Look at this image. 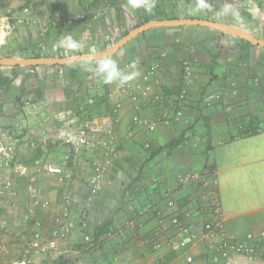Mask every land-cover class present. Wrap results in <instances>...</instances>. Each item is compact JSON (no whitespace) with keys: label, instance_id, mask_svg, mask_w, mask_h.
<instances>
[{"label":"rangeland","instance_id":"obj_1","mask_svg":"<svg viewBox=\"0 0 264 264\" xmlns=\"http://www.w3.org/2000/svg\"><path fill=\"white\" fill-rule=\"evenodd\" d=\"M125 2L126 0H23L19 7L25 4H33L35 15L41 21H45V25L42 27L37 25L32 28L27 26L17 29L16 34L18 36H13L16 38L13 39L11 37L0 44V59H30L34 56L43 58H66L105 52L131 32L138 23L145 20H211L219 23H228L241 29L245 33L264 40V20L260 21L259 17H249L250 14L247 12H245V15L248 20L243 18L241 20H230L229 22H226L224 18L225 12L215 10L214 15L197 13L195 15L196 17L190 15L181 16L184 14L181 10L180 12L177 10L178 12L166 14L164 12L159 13L158 11L163 4L167 3L161 0V2H156V7L150 14L145 13L143 10L137 11V22H129L127 15L131 13L124 6ZM250 2L264 11V0H241L239 5H242L244 8ZM80 14L88 15L93 19L97 17L103 19L109 17L111 19L115 15L117 16L118 24L113 22L111 26H107V32L114 33H112L113 35L107 34L104 43L93 42L91 44L88 40H84L81 43H70L66 39L64 45H61V32H64L68 26L74 24L77 18L76 16H80ZM199 31H207L208 33L214 34L203 35V33L199 34ZM208 35L213 37V39L208 37ZM223 35L225 34L218 30L203 26H191L190 29L186 27H161L150 29L135 38V40L138 39L136 43H134V40L127 44L131 48L135 46L134 49L136 51L138 48L145 55L149 54L150 51L154 52V61L157 62L159 60L157 63L163 65L162 72H168L171 68V70H174L172 71L174 73H179L182 60L185 59L178 54V49L182 46L181 43H195L196 41L197 45H195L201 50L210 51V47L219 49L211 50L210 54L208 53L207 55L203 53L205 57L202 58L199 57L200 52L196 51L195 48L192 55L199 60H206L208 64L206 67H203L205 71H198L197 67L194 68L199 80L194 86H197V96L193 97L192 104L189 105L191 109H188L187 105H185L183 107L182 117L179 120L171 122L169 125L158 124L159 118L162 117V108H158L159 113L156 115L154 113L153 117L141 114L139 111L133 109L134 106L131 101L118 94L116 84H112L113 88H111L112 85L103 84L98 75L89 71H86L88 77H85L87 79L81 81L76 75L78 71L74 68L79 64L77 63L59 66L63 69H68L67 73L69 77L72 79V82L74 80L76 83L74 87L67 89V86H62V83H59V87L57 84L55 85L59 91L63 87L65 88L59 93L60 97L55 98L58 100L55 108L63 105L64 107L60 106V108L62 110L64 108L66 110L65 112H70L69 118L62 119L58 113H52L45 119L46 122L49 121L52 124L49 125L48 123L44 125L41 129L43 131L39 132L40 128L38 130L26 125L27 116L18 119L15 114L19 111L24 112L25 108L30 107L33 108V110L30 108L33 113L35 109L37 99L29 95L31 93L25 95V99L15 95V89L18 87L19 77L22 71L33 68L30 66L1 67L6 70L2 71L3 73L0 71V76L5 75L0 78V111L9 118V122H5L6 124H14L15 119H17V126L25 125L20 146L28 145L27 149L30 151V154L32 152H42L41 156H46L47 160L48 158L53 160L52 157L55 153L50 151V146L57 144L59 147L67 148V145L63 142L64 136L62 135L64 133L76 134L78 127L87 119L100 120L103 125V131L111 133L113 141H115L114 144L116 145L115 153L118 154V158L113 162L112 167L107 169L103 189L89 209L90 221L94 227L99 230L104 224L110 223L109 231L111 235L104 234L101 241L99 239L92 246V249L90 248L91 250H86L80 257H77L73 252H76L79 246L81 247L83 245H79V237L76 234L74 236L75 240L69 239L64 244H61L59 252L48 254L45 260L46 264H58L61 257H65L69 261V264H113L116 258H119L121 262L127 264H189L185 259L187 254L194 255L195 260L192 264H214L208 260L209 252L206 251L202 244L186 251H173L169 245L173 242L176 229L173 228L171 222L177 212H168L163 215L164 211L162 213L159 207L157 211V209H154V206L165 201H168V205L170 201H173L175 205L177 198L189 195L188 197L191 198L190 202L192 204L188 209L189 212L194 216H204L206 218V209H208L206 205H208L210 200L212 201L214 199V196L218 198L219 195L216 185L217 182L212 178L213 172H209V168L213 169V167L210 159L206 157L208 154L206 149L210 143L208 142V130L205 126H209L211 129V141H221L219 137L220 133H227L224 126L222 127V129H225L223 132L221 130L219 133L214 130L215 126L221 123L211 121L214 114L211 111L218 112L220 110L219 104L221 103L226 104L229 101L231 104L241 103L239 101V94L241 95L244 90L253 89L261 91L263 93L262 97L264 96V80L262 79L264 78V48L251 42H249L251 43L250 45L245 44L241 39L229 34L225 36L227 37L225 40ZM195 37L197 40H195ZM231 40L233 42L230 44ZM205 43L209 44L206 45ZM71 44H75L76 47H69ZM241 45H247L248 49L250 47L252 49L251 53H249L250 50L248 49L240 48ZM120 51L111 56V58L117 60L121 68L128 70L129 68L127 69L126 65L133 58H125V55H123V61H120L119 57L122 56ZM164 54L165 56H162ZM162 57L165 58L161 59ZM187 57L190 60L189 55ZM138 60L139 64L137 68L142 74L137 80H141L146 69L152 63H147L145 60L140 59V57ZM228 60H230V63L227 62ZM96 62L93 61L94 65ZM45 67L48 66L45 65ZM223 78L225 79L222 80ZM220 81L221 83L219 84ZM163 82L162 86L156 85V87H160L158 92L161 90L165 91V88L168 87ZM163 86L166 87L163 88ZM33 87V89H36L35 85ZM37 91L40 92L41 90L39 89ZM205 91L207 93H214V95L218 92H222V94L218 96L217 101L213 100V98L211 99L209 95L203 99L201 93L203 95L207 94ZM9 93H13L12 101L8 100ZM155 93L156 91H152L153 95ZM38 96L41 98V93ZM117 96L119 100L115 102V97ZM231 96L238 97L232 98ZM198 97H201V101L205 100L206 106L203 107V110L208 111L209 116H204L205 112L203 113V110L201 111ZM226 97L229 98L226 99ZM126 100L132 104L133 114L131 112H124L123 104L124 101L126 104ZM147 101L145 103H148ZM259 103V101H255L253 106L255 108L257 106V109H259ZM118 105H121V109L119 110ZM125 115H128V117L126 118ZM136 115L147 120H155L157 125L147 129L140 128L133 120ZM241 116L243 117L244 115L241 113ZM13 119L15 121H12ZM126 119H128L127 127ZM251 119L252 121L250 123L254 125L258 121L257 116H253ZM224 120L232 122L231 129L236 133L234 138H242V134L245 133L244 122L248 121L247 118L240 119L243 124L242 127L239 118L235 119L233 115H227V118L225 117ZM2 123L1 121L0 126H4L5 123ZM193 125L195 126L193 131L194 135H192V131L188 130ZM10 127L14 126L10 125ZM120 128H123L122 130L126 129L124 130L125 133L123 131L120 135L122 131ZM213 131L214 136H216L214 139ZM37 132L40 134L38 135ZM183 133L185 142L178 146L172 145L171 141H176ZM28 134H36L39 138L38 141H28ZM103 138L105 139L104 135ZM127 141H130L137 149L135 151L134 148L131 150L127 145ZM69 149V147L68 149L61 148V154H64V156L70 155V151L75 154L72 149ZM121 149L124 151V155L120 157L119 152ZM156 151H158V154L154 158H151V155ZM80 156L83 157L86 166L87 163L90 164L88 167H90L91 171V163L85 160L84 154ZM94 157L96 161L100 162L99 156L89 155L90 159ZM204 164L208 167L205 168ZM197 175L198 178H194ZM74 180H78L82 184L78 188L79 192L76 198L77 206L83 207L85 206V200L89 192V186L85 185L88 184L87 176H75ZM126 197H128V203H126ZM16 201L13 202L17 204ZM154 201L157 203L152 204ZM10 202V205H13L12 201ZM129 203H131L130 207L128 206ZM151 217L159 219L158 223L155 224L156 226L150 227L149 222ZM224 221L226 229L228 230L225 218ZM11 229L12 227L10 226L9 233L6 235L7 237L12 233ZM155 242L161 245L160 249H154L152 247ZM12 243H14L13 240ZM64 248H69L72 251L71 254L62 256L61 251ZM10 254H12V251H10ZM232 261V259L227 262L219 261L218 264H264L262 261L246 262L247 260L243 261L241 259H238L235 263H232Z\"/></svg>","mask_w":264,"mask_h":264},{"label":"built area","instance_id":"obj_2","mask_svg":"<svg viewBox=\"0 0 264 264\" xmlns=\"http://www.w3.org/2000/svg\"><path fill=\"white\" fill-rule=\"evenodd\" d=\"M218 1L220 0H201L204 6L201 7V11L204 14L214 15L215 12L205 3L215 4ZM226 1L230 3V8L225 15V18L229 21L241 20L245 12L254 18L259 17L260 21L264 20V11L257 5L250 2L243 8L242 5H239L241 0ZM177 2V10L180 12L179 6L182 5V2H185V6L188 7L189 4L194 3V0H177ZM37 25L42 27L45 25V21H41L35 15L33 4H25L19 7L16 12L11 11L0 15V44L15 36L17 29L27 26L32 28ZM190 46L189 44L185 45L193 53L195 48ZM133 61L136 62V65L139 64L138 60H132L126 65L127 69ZM192 63L188 59L182 60L181 78L183 87L179 94L172 95L170 90L164 91V93L156 92L154 95L152 94V91H155L153 90L154 85L162 86V82L158 78L159 63L150 65L141 80L133 81L124 87L117 85V92L120 96L128 98L137 111L146 100L150 105L160 106L163 111L158 124L169 125L182 117L183 107L188 104L189 89L195 85L199 78ZM121 105L117 106L118 110L121 109ZM22 117L24 118V115L20 116L21 119ZM133 120L135 124L143 129L157 125L155 120H147L139 115L134 116ZM24 127L25 125H18L16 128L0 126V216L6 202L10 200L12 204L16 205L13 201L20 198V194H25L29 198V203H31L30 213L35 216V229L25 231L20 238L21 241L4 242L10 226L6 222L7 220H2L0 223V264H35L33 260L35 253H42L47 256L59 252L61 244L69 239L75 240L74 236L76 234L79 237V245L82 244L83 246L82 249H78L74 253L77 257H80L82 253L90 248L92 249V246L95 245L97 229L90 221L89 209L103 189L107 169L111 168L113 162L118 158V154L115 153L116 145L113 136L108 131H103V125L98 119L83 121L76 134L64 133L62 135L64 136L63 142L74 153L85 152L90 154L89 152L95 150L94 155L100 158V162L96 161L95 157L89 160L91 163V171L87 180L89 192L85 200V206L82 207L77 206L76 195L79 191L75 184L73 169L69 165L70 155H67L57 165L48 163L46 156L28 161L20 159L18 151L22 141L21 137L24 134ZM244 127L245 132H248L249 135L261 132L258 125L248 123L244 124ZM46 152L48 151L46 150ZM44 158L46 159L44 160ZM41 166H43L46 174L57 178L62 191L60 212L52 219L48 234H44V224L38 217L43 202L36 175L41 171ZM194 178H198V175ZM24 181L27 182L22 191L21 187ZM127 198L126 203H128ZM130 205L131 203L128 206L130 207ZM169 206H174L173 201L169 202ZM206 206L208 208L206 218L204 216H194L191 212L173 216L171 225L176 229V232L173 242L169 245L173 251H186L202 244L209 252L208 260L214 264H218L219 261L227 262L235 257H241L252 262H264V228L259 231L247 232L242 236L229 233L225 226L221 204L217 196H214V199L210 200ZM107 235H111V232L109 231ZM19 242L23 243L22 249L16 250V253L10 256L11 247L18 245ZM152 247L160 249L161 245L155 242ZM185 259L187 263L192 264L195 257L192 254H187ZM113 264L127 263L116 258Z\"/></svg>","mask_w":264,"mask_h":264},{"label":"crops","instance_id":"obj_3","mask_svg":"<svg viewBox=\"0 0 264 264\" xmlns=\"http://www.w3.org/2000/svg\"><path fill=\"white\" fill-rule=\"evenodd\" d=\"M22 1L23 0H0V15H2L3 13L11 12V11L16 12ZM164 1L165 3L166 2L167 3L163 4L161 7L159 6L160 7V10H158L159 13L164 12L166 14H169L172 12L173 13L178 12L177 11L178 6L176 4L178 3L177 0L176 1L175 0H169V1L164 0ZM205 5H207L208 7L210 6L213 11L215 10L218 12H226L230 8V4L226 0H220L217 3L210 4V5L205 3ZM202 6L203 4L201 2V7ZM179 9L184 13L182 14L181 12L182 14L181 16L189 15L186 12L187 6H185V2H182V5L179 6ZM127 10L130 11L131 13L127 15L129 19L128 21L137 22L136 18L138 17V12L132 11L130 9H127ZM196 14H191L190 16L196 17L195 16ZM198 14H204V13L200 11ZM250 16L252 15H249V17ZM76 17L77 18L75 19L74 24H72L71 26H68L64 32H61V39H65V40L67 39L70 43L71 42L81 43L84 40H88L89 43L91 44L93 42H97V43L103 42L104 43V41L107 38L106 37L107 34L113 35L112 33H114V32L110 33L109 31L107 32V29H108L107 26H111L113 22L118 24V19H117V16L115 15L112 16L111 19L109 17H106L105 19L97 17L96 19H93L90 16L83 15V14H80V16H76ZM243 18L248 20L245 13H243L242 19ZM185 27L189 29L191 28V26H185ZM21 31L23 30L21 29ZM202 33L203 35L214 34V33H208L207 31H199V34H202ZM158 34H164V33H158ZM15 36L17 37L18 34H15ZM223 36L226 40L227 37L225 36H227V34ZM16 37H13V39ZM208 37L210 36L208 35ZM210 38L213 39V37H210ZM137 40L138 39H136L134 43H136ZM195 40H197L196 37H195ZM232 42L233 41H230V44ZM185 43L191 46L194 45L193 47L196 48V51H199L200 53H202L200 54L198 52L199 57H202V58L205 57L203 53L207 55L208 53L210 54L211 50H214V49L219 50L217 48H211V47H210V51L201 50L196 46L197 45L196 41L195 43H190V42H185ZM100 46H102V44H100ZM241 47L244 49H248L247 45H241L240 48ZM134 48H131L129 47V45H127V47H125L123 50L120 51V53H122V56L119 57V60L123 61L122 60L123 55H125V58L138 59L140 57V59H144L145 62L147 63H150V62L152 64L156 63V61H154L155 60L154 52L150 51L149 54L145 55V53L144 54L141 53V51L138 48H137V51ZM248 50H250L249 53H251L252 49H250V47ZM178 52H179L178 53L179 56H183L185 59H188L187 56L189 55L191 62H193L192 64L194 65V67L198 68V71H205L203 70L204 69L203 67L207 66L208 64L206 63L207 61L199 60L197 57L193 56L192 51H190L189 47H185V44H183L180 47V49H178ZM162 56H165V54ZM164 58L165 57H162L161 59H164ZM157 59H158V56H157ZM158 61L159 60H157V62ZM227 62L230 63V60H228ZM91 66H94L93 62L79 63L78 65L74 67L78 71L76 75L81 81L83 79L85 80L87 79L88 76L86 75V68L91 67ZM32 68L33 69L29 68V69H25V71L24 70L22 71V74L19 77L20 80L18 83V87L15 89L16 90L15 95L21 96L23 99H25V95H28V93H31L29 95L37 99V103L35 102L36 103L35 109L33 111V113L34 112L36 113L33 115L32 113L33 108L30 107L32 110L30 108H25L24 112L19 111L18 112L19 114L18 113H15V114L18 119H21L19 116L20 114L24 115V117L27 116L26 125L32 128L34 127V129H38V130L40 128L39 132H41L43 131L41 130L42 127L49 123V121L46 122L45 120L46 117L48 115H51L52 113L53 114L58 113L62 119L69 118L70 112L69 111L65 112L66 110H64V108L63 110L60 108V106L64 107L63 105H60V106L58 105L59 107L55 108L56 102H58V100L55 98H59L60 97L59 93L65 89L63 87V89L59 91L58 89H56L55 85L57 84V86L59 87L60 86L59 83H62V86L65 85V87L67 86V89H69L70 87H74L76 83L74 80L72 82V79L69 77L67 73L68 71L67 68L63 69L61 67H49V66L48 67L38 66V67H32ZM4 70L6 69H2L0 67L1 72ZM162 71H163V65H161V68L159 70V77H158L161 80V82L164 81L163 83H165V85L168 86V87L165 86L166 88L168 89L172 88L174 92H178L180 79H181L180 71L179 73H174L172 72L174 70L173 69L171 70V68H170L171 73L170 71H168L169 73L162 72ZM263 71H264V68H263ZM3 76L5 75L3 74L2 76H0V78H2ZM224 79L225 78H223L222 80ZM262 79L264 80V78ZM220 83L221 81L219 82V84ZM34 85L36 86V89H33ZM111 88H113V85L111 86ZM196 88L197 86L190 89V92L192 91L193 92L192 93L189 92V98H188V104H187L188 109H191L189 105L192 104V101L194 99L193 97L197 96ZM39 89L41 90L40 92L37 91ZM159 89L160 87H156V85H154V90L156 92H158ZM56 90L59 92H57ZM116 91H117V85H116ZM159 92L164 93L163 90ZM40 93L42 95L41 98L38 96V94ZM9 94L10 95H9L8 100L12 101L13 93H9ZM201 94H202L203 99L208 97V95L211 96L210 98L212 99V98L217 97L218 95H221L222 92H218L215 95L214 93H207L204 95L203 93ZM262 95L263 93L261 91H256L253 89L244 90L242 91L241 95L239 94L240 96L239 101H241V103L231 104L230 101L226 104L221 103L219 104L220 110L218 112L211 111V112H214L213 119H211V121L212 122L217 121L221 123V124L216 125L214 130H216L219 133L221 130L223 132V130L225 129H222V127L224 126L227 130V133L226 134L220 133L219 137L221 141H210L211 148L208 154L206 155V157L210 159L211 165L213 167L212 178L215 179L217 182L216 185H217V190H218V195H219L218 199L221 204L223 217L226 220L228 231L229 233H233V234L240 235V236L245 235L247 232L259 231L264 228V96L262 97ZM237 97L238 96H234L232 98H237ZM115 98H116L115 102L119 100L118 96ZM198 98H199V105L202 111L203 107L206 106L205 100L201 101V97H198ZM227 98L229 97H226V99ZM8 100L6 99V101ZM255 101L260 102L259 103L260 105L258 104L260 106L259 109H257V106L256 108L253 106V103ZM132 108L133 106L128 100H126V104L124 101V104H123L124 112L126 113L131 112L133 114L134 108L133 109ZM158 108H161V107L155 106V105H149L148 103L143 102L140 105L138 111L141 114H146L148 116L153 117L154 113L155 115L159 113V111L157 110ZM217 110H218V107H217ZM202 112L207 113V114L204 113V116L210 115L208 111L203 110ZM1 113L2 112L0 111V114ZM241 113L244 116L246 114L249 116L247 118L248 121H250V117L257 116L258 121H256V124L261 127V130L262 129L263 130L259 132L257 135L247 136L245 138H234L236 133H234L235 131L231 129L232 128L231 126L233 125L232 122L231 121L227 122L224 119L225 117L227 118V115L229 116L233 115L235 116V119L242 117ZM125 116L126 118L128 117V115H125ZM13 117H14V114H13ZM0 118L3 123L7 121L9 122V118L7 117V115H3V113L1 114ZM230 118L232 119V117ZM15 120L14 119L12 120V121H15L14 124L5 123L4 126L13 125L14 128H16L17 126L16 122H18V120L17 119ZM51 124L52 123H49V125ZM228 124L230 125L228 126ZM127 125H128V119H126V127ZM122 129L123 128H120V130ZM124 130L120 132V135ZM39 132H37L38 135L40 134ZM117 135H118V132H117ZM215 137L216 136H214V131H213V139ZM27 139L28 141H38L39 138L37 137L36 134H31V135L28 134ZM24 142L26 143L25 140ZM122 142H125V141H122ZM127 145L129 146L131 150H133V148H134V151L135 149H137L131 144L130 141H127ZM19 148H20L19 157L22 161H28L34 158H43V156H41L42 152H32L30 154V151H28L27 149L28 145H21ZM61 148L68 149L66 147H59L57 146V144L55 145L52 144L49 149L50 151L55 153L54 156L52 157L53 160H50V158H48V160L44 158V160L46 159L49 162L54 161L50 164H55V165L61 163L63 159L67 157V155L64 156V154H61ZM89 153L90 154L82 152V153L73 154L70 151L71 158H70V163H69L70 167L73 169L75 176H79V175H81V177L87 176V180L90 175V167H88L89 163H87V166H86V162L83 160V157H81L80 155L84 154L85 160H87L88 162L90 160L89 155L94 156L96 152L95 150H93L92 152H89ZM119 153H120L119 154L120 157L124 155V151L122 149L120 150ZM36 178L38 182V187L42 193L41 198L43 202V207L41 208L40 215H38V217L42 220L44 224V228H43L44 234H48L51 228L52 219L60 212V202H61V192L62 191L58 184L57 178L53 175L46 174L45 171L43 170V166H41V171L37 173ZM75 181H76L75 184H76L77 189L80 188L79 186H81L82 184L78 180H75ZM26 182L27 181H24L22 183L23 184V186L21 187L22 191L24 189V185ZM85 185H88V184H85ZM20 196L21 197L18 198L16 201L17 202L16 205L14 204L10 205L11 202L9 200L8 202L5 203L3 207V210L0 216V223L2 220L5 219L7 220L6 222L8 223V225L12 227L11 229L12 231L10 230L12 233L8 237L4 238V242H9V241L12 242V240L14 242L16 240L21 241L20 238L22 237L25 231H31L35 229L34 227L35 216L30 213L31 203H29V198L25 194H20ZM188 196L189 195H185L184 197L177 198L175 205L172 207H169L167 203L168 201L158 204L157 206L156 205L155 206L153 205V206H154V209H157V211H158V207L162 211V213L164 211L163 215H165L168 212H174V211H176L177 214L185 213L188 211L189 207L192 205L190 202L191 198ZM156 203L157 202L154 201L152 204H156ZM158 213L160 214V212ZM156 219L157 218H152V217L150 218V222H149L150 227H153L156 223H158L159 219L157 220ZM22 247H23V243H20V242L18 245L12 246L11 247L12 254H10V256H13L16 253V250H20L22 249ZM71 252L72 251L69 248H64L62 249L61 254L63 256V255L71 254ZM61 258L65 259V257H61ZM46 259H47L46 255H43L42 253H35L33 255V260H34V263L36 264H39V263L46 264V261H45ZM238 259L246 261L240 257H237L235 259H232L233 260L232 263H235Z\"/></svg>","mask_w":264,"mask_h":264},{"label":"water","instance_id":"obj_4","mask_svg":"<svg viewBox=\"0 0 264 264\" xmlns=\"http://www.w3.org/2000/svg\"><path fill=\"white\" fill-rule=\"evenodd\" d=\"M184 26H203L208 27L214 30H218L222 33H227L233 35L237 38L244 39L247 42H251L252 44L258 45L264 48V40L254 37L248 33L243 32L241 29L235 28L233 26H229L226 24H221L218 22H213L209 20H200V19H172V20H154L149 21L133 31H131L128 35L118 41L111 48L101 53L87 54L82 56L75 57H66V58H30V59H14V58H1L0 66H66L75 63H83V62H93L97 61L102 57H111L115 53H117L120 49L130 43L137 36L149 31L154 28L161 27H184Z\"/></svg>","mask_w":264,"mask_h":264},{"label":"clouds","instance_id":"obj_5","mask_svg":"<svg viewBox=\"0 0 264 264\" xmlns=\"http://www.w3.org/2000/svg\"><path fill=\"white\" fill-rule=\"evenodd\" d=\"M156 2H157V0H126L124 6L127 7L128 9L132 10V11L143 10L145 13L150 14L154 10V8L156 7ZM200 11H201V0H194V3L189 4L187 9H186L187 14H189V15L199 13ZM225 15H226V12H225ZM225 19H226V22H229V20L227 18H225ZM200 20H202V19H200ZM209 21H211V20H209ZM213 22H215V21H213ZM221 24H226V25L232 26V25H230L228 23H221ZM223 34L226 35L227 33H223ZM241 40H244V39H241ZM60 43H61V45H64L65 39H62ZM181 45H183V44L181 43ZM69 47H76V45L75 44H71V45H69ZM133 60H138V59H133ZM181 67H182V63H181ZM181 67H180V74H181ZM193 67H194V65H193ZM160 68H161V65H160ZM86 71H89V72H92L93 74L98 75L103 84H106V85L116 84V85H118L120 87H124L126 85L131 84L133 81L137 80L140 77V75H141L139 69L137 68V65H136L135 61H133L131 63V65L129 66L128 70H125V69L120 67V65H119L117 60H115V59H113L111 57L99 58L97 60L96 64L94 66H92V67L86 68ZM180 77H181V75H180ZM198 80H199V78H198ZM198 80H197V82H198ZM197 82L195 83V85L197 84ZM194 86L190 87V89L194 88ZM182 87H183L182 78L180 79L179 91L178 92H174L172 90V88L168 89V88H165V86H163V88H165V91L170 90L172 95L173 94L174 95L179 94L180 91L182 90ZM190 89H189V92H190ZM218 96L213 98V100L217 101ZM251 121L252 120L244 122V124H248L249 123L250 125H254V124L250 123ZM240 125H243V124L240 122ZM255 125H257L256 122H255ZM255 134H258V133H255ZM249 136H251V135H249ZM206 211H207V209H206ZM187 212H189V210ZM179 214H181V213H179Z\"/></svg>","mask_w":264,"mask_h":264},{"label":"trees","instance_id":"obj_6","mask_svg":"<svg viewBox=\"0 0 264 264\" xmlns=\"http://www.w3.org/2000/svg\"><path fill=\"white\" fill-rule=\"evenodd\" d=\"M157 2H161V0H157ZM147 22H149L148 20H145V21H142V22H140V23H138L133 29H132V31L134 30V29H136L137 27H139V26H141V25H143V24H145V23H147ZM130 33V32H129ZM128 33V34H129ZM127 34V35H128ZM138 37V36H137ZM242 41H244L245 42V44H251V43H249V42H247V41H245V40H242ZM32 58H43V57H39V56H34V57H32ZM63 58V57H62ZM75 64H77V63H75ZM0 67H2V66H0ZM30 67H38V66H30ZM50 67H59V65H54V66H50ZM249 116L248 115H245V116H243V117H239V120L241 119H243V118H248ZM251 118V117H250ZM240 120V121H241ZM206 128H207V130H208V134H209V138H208V142L210 143V141H211V139H212V136L210 135V133H211V129H210V127L209 126H205ZM194 128H195V126L193 125V126H191V127H189L188 128V130L189 131H192V135H194ZM253 135H257V134H255V133H253ZM247 136H249V133L248 132H245L244 134H242V138H245V137H247ZM252 136V135H251ZM185 138H184V133H183V135H181L176 141H171V143H172V145H176V146H178V145H181V144H183L184 142H185V140H184ZM170 143V144H171ZM210 145H208L207 146V153L210 151ZM158 154V151H156V152H154L153 153V155H152V157L151 158H154L156 155ZM208 164V163H207ZM204 167L206 168V167H208L206 164H204ZM209 172L211 173V172H213V169L212 168H209ZM110 223H106V224H104L102 227H100V229L99 230H97V232H96V235H95V243H97L98 242V240L100 239V238H102V236L104 235V234H108L109 233V228H110ZM78 249H82V246L80 247L79 246V248ZM58 264H69V261L68 260H66V259H64V258H60V261H59V263Z\"/></svg>","mask_w":264,"mask_h":264},{"label":"flooded vegetation","instance_id":"obj_7","mask_svg":"<svg viewBox=\"0 0 264 264\" xmlns=\"http://www.w3.org/2000/svg\"><path fill=\"white\" fill-rule=\"evenodd\" d=\"M246 41V40H245Z\"/></svg>","mask_w":264,"mask_h":264}]
</instances>
